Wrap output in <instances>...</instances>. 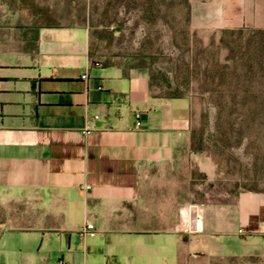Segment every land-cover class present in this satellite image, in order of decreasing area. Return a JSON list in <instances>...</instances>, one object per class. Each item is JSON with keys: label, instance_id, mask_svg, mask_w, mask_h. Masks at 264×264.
Segmentation results:
<instances>
[{"label": "crops", "instance_id": "0c3cea01", "mask_svg": "<svg viewBox=\"0 0 264 264\" xmlns=\"http://www.w3.org/2000/svg\"><path fill=\"white\" fill-rule=\"evenodd\" d=\"M193 20L264 30V0H198ZM96 31L39 0H0V205H23V226L3 223L0 264L264 257V193L195 200L190 160L207 173L209 157L192 148V99L160 94Z\"/></svg>", "mask_w": 264, "mask_h": 264}, {"label": "rangeland", "instance_id": "374dc122", "mask_svg": "<svg viewBox=\"0 0 264 264\" xmlns=\"http://www.w3.org/2000/svg\"><path fill=\"white\" fill-rule=\"evenodd\" d=\"M48 16L97 28L101 48L150 71L160 94L192 99V195L228 204L264 193V30L210 32L193 20L198 0H39ZM42 8V7H41ZM200 187V189H199ZM23 205H0V234ZM8 228V226H7ZM180 264H264L260 255H191Z\"/></svg>", "mask_w": 264, "mask_h": 264}, {"label": "built area", "instance_id": "2783aa9c", "mask_svg": "<svg viewBox=\"0 0 264 264\" xmlns=\"http://www.w3.org/2000/svg\"><path fill=\"white\" fill-rule=\"evenodd\" d=\"M85 79L87 78V75H84L83 76ZM93 229H94V226L93 225H89V226H87L84 230H83V233L84 234H93Z\"/></svg>", "mask_w": 264, "mask_h": 264}]
</instances>
